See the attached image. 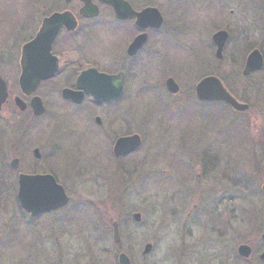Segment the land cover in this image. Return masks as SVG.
<instances>
[{"label": "rangeland", "instance_id": "rangeland-1", "mask_svg": "<svg viewBox=\"0 0 264 264\" xmlns=\"http://www.w3.org/2000/svg\"><path fill=\"white\" fill-rule=\"evenodd\" d=\"M26 3L0 0V65L8 85L13 83L19 59L23 39L20 26L19 31L16 28ZM60 4L59 0L39 1L31 14L50 12ZM134 4L152 5L164 14L166 23L160 35L170 31L172 14H184L175 17L174 31L166 37L174 47L171 63L127 68L120 102L106 112L96 110L91 118L85 109L88 106L79 113L61 108L59 79L40 89L45 112L32 121L31 128L65 123L70 129L65 144L75 149L80 145L82 159L65 164L72 176L62 174V180L69 182L68 193L81 205L80 213L74 223L66 220L72 218V204L62 213L13 227L5 209L11 199L6 192L0 194V224L5 225L6 235L17 231L20 238L0 242V264H66L82 256L88 257L84 262L90 258L99 264H117V252L125 253L131 264H264L258 259L264 250L260 241L264 233V65L248 78L241 77L252 49L259 50L264 60V0H134ZM220 14L224 19L218 27L229 31L230 38L222 62L214 67V51H203L199 39L210 43L214 27L222 21ZM94 44L92 54L98 64L122 59L117 36ZM177 46L188 48L191 59ZM210 73L221 76L249 110L231 111L225 120L214 110L202 111L191 103L196 102L193 86ZM163 75L179 82L181 90L176 96L165 92ZM189 103L190 107L183 108ZM194 107L199 110L197 116ZM12 114L6 107L0 122H7ZM95 116L111 133L108 142H102V135L98 137L101 141L88 145L71 137L79 125L91 124ZM131 134L140 137V147L111 164L112 136ZM40 148L46 161L56 152L50 139L43 138ZM71 151L65 154L72 156ZM58 166L47 162L45 169L59 171ZM0 179V186H10L12 178L6 172ZM133 214L140 215L139 223L132 220ZM113 222L118 226L117 244L112 239ZM146 244L151 251L143 256ZM241 244L252 250L246 260L237 256Z\"/></svg>", "mask_w": 264, "mask_h": 264}, {"label": "flooded vegetation", "instance_id": "flooded-vegetation-1", "mask_svg": "<svg viewBox=\"0 0 264 264\" xmlns=\"http://www.w3.org/2000/svg\"><path fill=\"white\" fill-rule=\"evenodd\" d=\"M39 1L42 0H27V3L25 5V14H22V17L20 16L19 18L21 19V22L16 29L18 30V27L20 26L19 28L21 30L18 31H19V35H22L23 40L21 39L22 43L19 47V59L16 66L17 68L16 71H13V76H14L12 77L13 86L8 85L9 79L8 77H5V75L1 73V65H0V78L3 80L7 91V98L0 108V114L3 112V110L6 107H10L11 111L13 112L11 118L7 122H0V174L1 176H3V174H5L6 172L8 174V177L11 176L12 178V181L10 182V186L9 185L7 187L0 186V194L6 192L9 195V198L11 199L10 203L6 204L5 209L6 212L8 213V216H10L11 220H13L14 222V224L12 225L13 227H15L16 224L18 223L22 224V226L25 227V225H28V223L40 221L41 219H43V217L49 214L62 213L69 205L72 204L74 205L72 210V218H67L66 220L72 221L74 223L78 218L77 214L80 213L78 212L80 210L79 207H81V205H79L78 203L79 201L76 200L75 198H72V196L68 193L67 183L69 182L67 180L65 181L62 180V178L64 177V175H62L63 173L72 176V174L65 169V167L69 164L70 159L72 160V162L82 159L79 157L81 156V153L79 152L80 145L79 148L75 149V147L70 148L68 146L70 143L65 144V140H67L65 137L68 135L66 134V130H70L65 128L67 127L65 123L57 124L59 128H57V126H55L54 124H50V123L41 126H36L34 127V129L31 128L33 123L32 121L39 120L42 116H44L43 114L45 112V107L43 105V102L40 96L38 95L40 94L38 93L40 92V89L48 82L59 79L61 84L57 89V95L59 96L58 100L62 105L61 108L65 107V109L70 110L72 113H76V112L79 113L80 110H83L85 106H88L85 109H87V115L90 118L96 110L97 111L104 110L106 112V110H109L108 108L109 106L120 102V100L122 99V92L120 98L117 101L100 102V103L96 102L94 99V95L92 93L86 94L82 89L78 88L77 80L80 77V75L86 71H90V74L88 76L90 78L89 80H94L96 78L95 74L104 75L108 77H115L119 81V84H121V87H122V79H123V92H124L126 90V82L128 75L127 68H129L130 66H132L133 70H135L134 66L142 65L143 63L149 64L147 67L150 66L162 67L164 62L167 65L171 63V61H169V59L172 58L170 57L171 55L170 51L173 49V53H174V47H172L169 39L166 37L170 36L173 33L174 26L176 24V18L178 17V15L179 16L184 15V14H172L171 17L172 27L171 29H169L170 31H167L166 33H164V35H160L163 26L166 23V20L164 19V14H161L160 12L159 15L161 17V25L159 28H151V27L141 28L136 25V18L134 14L131 15L130 17H128V14H125L126 17H123V19L119 20L115 17V14H113L112 10L109 7L99 4L97 0H91V3L97 7V14H94L93 17L83 16L82 14H79V10L83 6L80 0H71L69 4H65L64 0H59V4L61 3L60 6L51 8L50 12L48 11L42 12L41 10L39 11V14H31L32 9L34 7H35L34 9L37 8L36 4ZM121 1L127 3L130 6V8L136 13L140 12L145 8H155L152 5L137 7V5L134 4V0H121ZM223 1H227V0H223ZM64 12L70 13L69 15L73 19L75 26L74 29L69 30L64 25H60V27L56 32V35L51 40L49 53L50 56L53 57L55 60L56 68H57L56 72L50 78L41 80L37 84L34 91L29 93L28 95L27 94L24 95L21 93L18 85V80L20 78V72H21L20 70L21 48L23 46L31 44L34 41L38 32L42 29L44 21L49 19L52 15H55V13H57V15H62V13ZM219 18H222V21L221 23H219L214 27L213 34L221 31L227 34V40L221 51L220 59L216 58L215 55L216 48L215 45L212 43L211 38L209 44H205L201 39H199V43L203 51H207V52L214 51V58L217 60V63H215L216 65H214V67L217 66L218 62L219 64L220 62H222L224 58L223 56L224 48L230 38L229 31H227L226 29H221V27H218L220 24H222L224 16L220 14ZM94 34H98V36H95ZM103 34L105 35L103 36ZM143 35L145 36L144 44H142L134 53L129 55L128 48L130 47V45L138 37H141ZM115 36L119 38L118 48L119 49L122 48V52H121L122 59L119 62L113 60L111 61L104 60L102 61V64H98L97 62H95L92 54V47L96 45L94 44V42L101 41L102 43H104V39L105 41L107 40V38L110 40ZM188 46L189 45L187 44L186 47ZM149 47H151L149 53H146L145 57L143 58L142 54H144V52H146ZM178 50L179 51L182 50L184 53H186L185 56L191 59L190 58L191 56L189 57L191 52L190 50H188V48L185 49L178 47ZM252 50H257V49H252ZM245 61L243 63L242 70L244 68ZM242 70H241L242 78H248L249 76L253 75L252 73L249 74L248 76H242ZM155 72L157 73L158 69H156ZM207 77H213L218 79L222 83L223 87L228 92V94H230L236 101L241 102L237 93L234 92L233 88L227 85L224 82V80L221 78V76L215 73L203 75L196 82V84L201 79ZM163 79H164L163 85L165 92L170 96H176L181 90L180 85L178 84L179 82L176 79L167 77L165 75H163ZM168 79H172L173 82L176 84L178 88L177 93L171 94L170 92L167 91L166 81ZM195 85L193 86V94L195 97L194 99L196 100ZM64 90H68L74 93H81L80 95L77 96L81 98V101L79 103H76L73 100L64 99L62 97V92ZM16 98H18L25 106V109L23 111H21L16 106L15 104ZM34 98L39 99L43 108V112L39 116L33 115V111L30 105L31 100ZM191 103L197 104V106H199L202 111L208 112V110H214L215 112H217L216 115L219 114V116L223 118L224 108H223V104L220 102L199 103L196 100V102H191ZM190 106L191 104L189 103L186 104V106H183V108L185 107L188 108ZM183 108L181 111H183ZM195 110L197 109L195 108ZM225 110L227 114L231 111L237 113L232 109L225 108ZM248 110H249V106H248ZM184 113L185 111H183V114ZM115 119L117 120V118ZM103 126H104V122L102 121V119L98 116H95L91 124L79 125L78 133L73 134L71 132L72 133L71 137H73L74 135L75 137H78L77 138L78 141L81 140L86 145H88V144H93L96 141H101L98 139V137L102 135L101 138L103 139L102 142L104 143L108 140L107 136H110L111 133L106 131ZM102 131L103 133L100 134V132ZM43 138L47 140L50 139L51 142H53V145L56 147L55 149L56 152L54 153V155L52 153L51 157H49L47 161H46V156H43L44 154H42L40 148V146L43 143ZM112 138L114 139V141L111 146L112 147L111 155L114 158V160L113 161L111 160L110 163L114 164L115 162H117L116 160H122V158L125 157L122 156L116 157L114 155L115 143L118 139L122 138V136H118V137L112 136ZM34 140L36 142L33 144L32 142ZM63 141L64 143L61 144V142ZM75 150L77 154H75ZM68 151L72 152L71 154L72 156H68L69 154H65L68 153ZM107 152L109 153V149L107 150ZM47 162L49 164H58L59 165L58 168H60V170L53 171L51 167L49 168V170H46L45 168ZM85 175L86 174L84 173V176ZM20 176H26V177L50 176L54 180L55 184L60 186L61 189L63 190L67 198V203L63 207H60L59 209H56L54 211H50L48 213L42 212L32 216L29 212L24 211L18 202L17 195H18ZM7 225H8L7 227L10 226V224ZM3 227L5 229V225L0 224V242L20 241L18 235L15 234V232L18 233L17 231L14 232V235H6V232L3 229ZM115 254H117L116 263L118 264V256L122 254V252H117ZM0 258H2V256H0ZM86 258L88 257L83 258L82 256V259L80 261L77 262L71 261L68 263L69 261L68 260L65 261V263L66 264H99L97 262H93L92 259L90 258L86 262H84Z\"/></svg>", "mask_w": 264, "mask_h": 264}, {"label": "water", "instance_id": "water-1", "mask_svg": "<svg viewBox=\"0 0 264 264\" xmlns=\"http://www.w3.org/2000/svg\"><path fill=\"white\" fill-rule=\"evenodd\" d=\"M71 0H64L65 4H69ZM83 6L79 10V14L83 16L93 17L97 14V7L92 5L91 0H80ZM99 3L109 6L117 19H123L128 14V17L134 14L136 17V25L141 28L151 27L159 28L161 25V17L156 9L146 8L139 13H134L132 9L121 0H98ZM69 12H64L62 15H52L44 21L42 29L38 32L36 38L31 44L23 46L21 49L20 69L21 74L18 81L21 92L28 95L36 88L41 80L50 78L56 72V63L53 57L50 56V43L56 35L60 25H64L69 30L74 29L75 23ZM73 22V23H71ZM227 40L225 32H217L212 36V42L216 46V58L220 59L221 51ZM145 42V36L138 37L128 48V54L134 53ZM42 46H41V45ZM263 59L257 50H253L247 57L242 72L243 76H247L252 72L261 69ZM90 71H86L80 75L77 80V86L86 94L92 93L96 102L117 101L122 87L115 77L104 75H96L94 80H89ZM167 91L175 94L178 91L176 84L172 79L166 81ZM196 97L200 101L222 102L238 112H243L247 109V105L237 102L224 89L221 82L213 77L202 79L195 86ZM81 93H74L68 90L62 92L64 99L73 100L76 103L81 101L77 97ZM7 98V91L4 82L0 78V108ZM16 106L23 111L25 106L16 98ZM31 108L34 116H39L43 112L42 105L38 98L31 100ZM140 145V138L137 135L126 136L118 139L114 146V155L116 157L127 155L137 149ZM264 192V185L262 186ZM18 201L26 212L32 216L42 212H49L67 203V199L60 186L56 185L50 176L45 177H19ZM132 220L135 223L140 222V215L133 214ZM114 243L118 242V231L116 224H113ZM264 240V233L261 235ZM151 251V245L146 244L143 247L142 255L145 256ZM237 254L240 258L248 259L251 254V249L246 245H240L237 249ZM260 261H264V251L259 256ZM118 264H130L129 259L125 254H120Z\"/></svg>", "mask_w": 264, "mask_h": 264}]
</instances>
